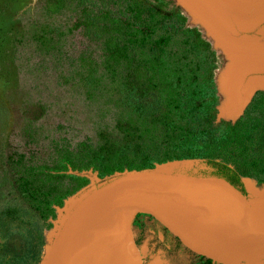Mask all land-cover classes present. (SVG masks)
I'll list each match as a JSON object with an SVG mask.
<instances>
[{
    "label": "rangeland",
    "instance_id": "obj_1",
    "mask_svg": "<svg viewBox=\"0 0 264 264\" xmlns=\"http://www.w3.org/2000/svg\"><path fill=\"white\" fill-rule=\"evenodd\" d=\"M206 159L235 170L264 229V0H0V264H41L71 207L125 169L198 176ZM131 233L142 264L203 263L148 215Z\"/></svg>",
    "mask_w": 264,
    "mask_h": 264
},
{
    "label": "water",
    "instance_id": "obj_2",
    "mask_svg": "<svg viewBox=\"0 0 264 264\" xmlns=\"http://www.w3.org/2000/svg\"><path fill=\"white\" fill-rule=\"evenodd\" d=\"M148 215L213 264L264 260V229L246 195L226 180L158 169L125 171L85 193L64 216L41 264H142L131 222Z\"/></svg>",
    "mask_w": 264,
    "mask_h": 264
},
{
    "label": "trees",
    "instance_id": "obj_3",
    "mask_svg": "<svg viewBox=\"0 0 264 264\" xmlns=\"http://www.w3.org/2000/svg\"><path fill=\"white\" fill-rule=\"evenodd\" d=\"M203 166L205 168H207L209 170V172L199 174L198 176H214V177L222 178V179L226 180L229 184L234 186L237 190H239L243 195H245V191L243 188V184L240 180V177L235 172V170L232 169L230 166H228L225 163H222V162H219L216 160H212V159L204 160ZM146 169L150 170V167L149 168L131 167V168H127L125 170L126 171H142V170H146ZM120 171L122 172V170H120ZM38 172H40V173H38ZM41 173H44V171H42V170L33 171L32 169H30L29 173H24L23 175L17 176V178H16L19 181V183H17V186H16L18 188V194L23 196L22 198H24L29 205L34 203V198L36 197V193L38 191V188H37L38 183L40 184V182H41V179H40ZM7 211L8 210L6 208V210H4V212L6 213ZM175 241L178 245H180L176 239H175ZM182 248L185 251H187L188 253L194 255L193 253L189 252L184 247H182ZM195 256L202 260V262H203L202 264H213L208 259H205V258L198 256V255H195Z\"/></svg>",
    "mask_w": 264,
    "mask_h": 264
},
{
    "label": "built area",
    "instance_id": "obj_4",
    "mask_svg": "<svg viewBox=\"0 0 264 264\" xmlns=\"http://www.w3.org/2000/svg\"><path fill=\"white\" fill-rule=\"evenodd\" d=\"M251 263H255V262H251ZM243 264H247V263H243Z\"/></svg>",
    "mask_w": 264,
    "mask_h": 264
},
{
    "label": "bare ground",
    "instance_id": "obj_5",
    "mask_svg": "<svg viewBox=\"0 0 264 264\" xmlns=\"http://www.w3.org/2000/svg\"><path fill=\"white\" fill-rule=\"evenodd\" d=\"M257 263V262H256ZM251 264V263H250Z\"/></svg>",
    "mask_w": 264,
    "mask_h": 264
}]
</instances>
